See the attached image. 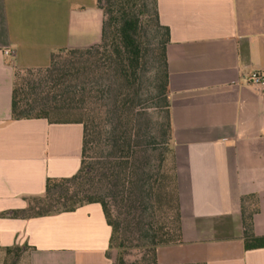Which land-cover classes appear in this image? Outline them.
Wrapping results in <instances>:
<instances>
[{"label":"crops","instance_id":"1","mask_svg":"<svg viewBox=\"0 0 264 264\" xmlns=\"http://www.w3.org/2000/svg\"><path fill=\"white\" fill-rule=\"evenodd\" d=\"M166 44L167 121L181 238L157 264H264L245 250L243 199L254 196L253 234L264 237V0H156ZM97 0H0V214L26 207L46 179L81 163L80 124L11 118L16 68L41 69L59 49L99 43ZM9 55H4V51ZM248 205V203L246 204ZM99 204L73 212L0 217V264H112Z\"/></svg>","mask_w":264,"mask_h":264},{"label":"trees","instance_id":"2","mask_svg":"<svg viewBox=\"0 0 264 264\" xmlns=\"http://www.w3.org/2000/svg\"><path fill=\"white\" fill-rule=\"evenodd\" d=\"M152 9L156 26L163 32V39L160 42V64L157 71V94L160 107L165 110L167 115V86L168 73L166 64L165 47L168 43V29L160 26L156 9V0H153ZM97 7L102 12L101 38L98 44L86 49H59L51 53L50 64L46 68L38 69L41 76H46L41 85L29 88L31 95H41L40 101L32 99L29 102V92L26 86L20 83L21 73L30 74L37 69H17L13 74V91L11 98V118L21 119H46L49 123L67 124L77 123L82 126V148L80 168L71 177L61 179H46L45 190L39 196L25 198L26 207L22 210H13L0 214V217L29 219L45 217L63 212H73L77 208L88 204H99L107 225L111 229L108 249L105 253L107 259H111L112 264H124L121 257L116 261L111 258L110 252L118 249L120 235L122 233L118 203H126L133 195H139L142 189H138L139 179L137 172L133 170L135 162L140 156V143L138 135L133 134L137 130L134 115L136 114L137 87L139 84L141 71L146 59L143 46L140 42V27L143 17L135 12L138 8L143 9L141 15H147L148 5L143 4L142 0H97ZM94 54V55H93ZM71 56H82L87 59V63L93 66L96 71L103 74H112L115 84L109 87L112 91L110 95V105L102 106L100 111L97 106H91L85 101L83 95L69 96L62 92L63 83L60 79L70 76V72L79 65ZM80 60V58H76ZM92 60V63L90 62ZM22 71V72H21ZM38 76V75H36ZM24 81V80H23ZM29 85V84H28ZM112 87L114 89H112ZM60 92V93H59ZM59 93V94H58ZM40 97V96H39ZM103 113L106 117H112L108 128V143L106 155L108 162H88L91 140L96 128L95 114ZM64 117L66 120L52 121V117ZM163 135L170 140V128L165 119V124L161 126ZM105 157V159H106ZM162 160L171 163V173L157 176L152 179L148 186V217L138 215L137 224L140 225L149 220L146 229L140 232L139 237L145 240L150 246L157 247L162 245L176 244L180 241V213L176 193L174 161L171 150L168 148L165 153L160 155ZM104 174V175H103ZM137 174V175H136ZM121 175V176H120ZM96 178L93 180L97 184V189L93 194L81 193L77 189L82 185L86 178ZM121 177V180H120ZM105 178V180H102ZM118 180L121 188L117 186L114 199L119 200L115 205H111L108 196L101 195L104 190L99 188L101 182L109 183ZM145 183V182H144ZM171 189L174 197V206L171 214H161L156 208L159 201H154L160 194L162 186ZM89 195V194H88ZM151 196H153L151 198ZM146 199V198H145ZM142 202V201H141ZM248 203V205H246ZM117 207V208H116ZM115 208L116 214L113 210ZM255 197L251 196L243 199L242 202V223L243 241L245 250L264 249V237H256L253 234V215L257 213ZM143 219V220H142ZM170 227L171 233L168 231ZM155 250L152 251V262L156 263Z\"/></svg>","mask_w":264,"mask_h":264},{"label":"rangeland","instance_id":"3","mask_svg":"<svg viewBox=\"0 0 264 264\" xmlns=\"http://www.w3.org/2000/svg\"><path fill=\"white\" fill-rule=\"evenodd\" d=\"M143 4H147L148 14L141 15L143 9L138 8L135 12L140 14L143 19L141 20L140 27V42L143 46L145 52V62L143 69L141 71V76L139 84L137 87V97H136V114L134 115V121L137 125V130L133 134L138 135V143H140V156L135 162V167L133 170L137 172V177L139 179L138 189H142L140 192L141 199L139 195L134 194L131 191V198L126 203H118L119 212L121 220L122 233L120 235L119 247L110 252L111 258L117 260L119 257L122 258L124 264H151L153 256L152 251L155 250L154 247L150 246L145 240L139 237V230H145L146 224L149 225V220L145 223L144 221L137 224L138 215H142L144 219V214L148 217V195L146 197V192H148V186L152 179L157 176H164L165 181L166 175L171 173V163L168 160H162L160 155L165 153V150L169 148L168 137L164 136L161 130V126L165 124V110L160 107L159 97L157 94V82L156 76L159 68L160 62V42L163 39V32L159 30L156 26V21L153 16V0H142ZM94 55V54H93ZM80 58L77 60L76 58ZM82 56L73 57L71 60H75L74 64L79 65L70 72V76H65L61 80L63 83L62 92L64 95L69 96H79L83 95L86 102L91 106H97V110L100 111L101 107L104 105H110V95L112 91L110 89L111 84H115L114 76L111 74H103L96 71L93 66L87 63V59H82ZM92 63V60H90ZM20 69L16 68L15 70ZM22 72V71H21ZM40 70L33 71L30 74H25L24 72L19 75L20 83L23 82V87L26 86V92H29L31 88L36 84L41 85L43 79L46 77L37 74ZM38 75V76H36ZM24 80V81H23ZM29 84V85H28ZM42 86V85H41ZM112 89H114L112 87ZM60 93V92H59ZM58 93V94H59ZM29 102L34 99L35 101H40L43 98L41 95H31L28 93ZM40 96V97H39ZM67 116L64 117H52V121L66 120ZM112 117L110 115L104 116L103 113L95 114L96 128L91 140V146L89 151L88 162H98L101 159V163L108 162L106 155L107 143H108V128L110 126ZM72 124V123H67ZM106 157V159H105ZM104 175V174H103ZM121 176V175H120ZM96 178H86L82 181V185L77 189L81 193L93 194L98 188L97 184L93 182ZM102 180H105L103 178ZM121 180V177H120ZM145 182V183H144ZM117 186L121 188L119 181L115 179L109 183L104 181L100 183L99 188H103L104 192L101 194L105 197L108 196L111 205H115L119 200H115V194ZM89 194V195H88ZM153 196H151L152 198ZM146 198V199H145ZM154 201H159L156 208L161 214H171L174 206V197L171 189L166 187V184L162 186L159 196L153 198ZM142 201V202H141ZM116 207V208H117ZM115 214V208H113ZM142 219V220H143ZM170 227L168 231L171 233ZM4 261L3 264H14V256H12Z\"/></svg>","mask_w":264,"mask_h":264},{"label":"built area","instance_id":"4","mask_svg":"<svg viewBox=\"0 0 264 264\" xmlns=\"http://www.w3.org/2000/svg\"><path fill=\"white\" fill-rule=\"evenodd\" d=\"M9 51H4V55H9ZM249 83H251L253 86L264 89V75L260 73H252L248 78Z\"/></svg>","mask_w":264,"mask_h":264}]
</instances>
